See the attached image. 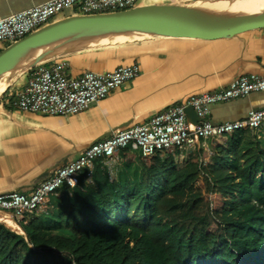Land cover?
Masks as SVG:
<instances>
[{"label":"trees","instance_id":"16d2710c","mask_svg":"<svg viewBox=\"0 0 264 264\" xmlns=\"http://www.w3.org/2000/svg\"><path fill=\"white\" fill-rule=\"evenodd\" d=\"M209 150L183 153L182 166L177 151L123 150L142 166L131 185L97 161L63 189L58 231L0 222V264H264V142L245 129Z\"/></svg>","mask_w":264,"mask_h":264},{"label":"crops","instance_id":"0c3cea01","mask_svg":"<svg viewBox=\"0 0 264 264\" xmlns=\"http://www.w3.org/2000/svg\"><path fill=\"white\" fill-rule=\"evenodd\" d=\"M48 1L50 0H0V20ZM198 1L139 0L136 8L155 14H180L192 11L193 5ZM209 1L210 5L215 0ZM122 35L126 37L121 38ZM109 38H115L117 42L102 44L103 40ZM222 41L229 42H226L227 47L220 60L224 59V67H232V75L223 79L218 77L217 81L197 95L227 88L245 75L264 76V29L223 38ZM205 42L122 33L61 44L26 56L11 65L0 76V194L14 191L31 193L40 182L77 160L101 137L147 124L172 106V103L183 105L188 99H183L185 92H176L175 87L169 84L171 68L173 64L177 68L178 63L174 61V56L167 58L168 54L171 52L173 55L175 51L191 48L202 50ZM81 43L83 44L80 45ZM6 46H1V49ZM61 61L68 64L66 75L69 79L80 77L86 72L107 73L122 66L133 65L140 68V76L78 115L42 116L15 108L18 94L27 86L32 73L40 67L50 68ZM219 61L209 65L211 71L218 72ZM262 109L264 92H258L246 98L212 105L210 119L214 123L235 122L244 120L251 111ZM254 132L264 142V130ZM182 154L176 158L181 166L185 160ZM138 162L125 165L119 154L111 180L128 185L138 182L142 176V166ZM59 193L51 199L53 209L49 216L29 213L24 218V226L39 220L44 229L58 231L59 227L53 218L59 213L63 197V192ZM0 216L4 217L0 219L1 223L20 232L22 222L18 221L17 227L16 221L9 219L7 215ZM51 216L52 220L48 218ZM53 224H56V229L51 228Z\"/></svg>","mask_w":264,"mask_h":264},{"label":"built area","instance_id":"2783aa9c","mask_svg":"<svg viewBox=\"0 0 264 264\" xmlns=\"http://www.w3.org/2000/svg\"><path fill=\"white\" fill-rule=\"evenodd\" d=\"M139 0H50L0 20L1 46L15 43L49 25L58 16H88L134 9ZM67 62L61 61L50 68L40 67L32 73L27 86L18 94L14 107L30 114L42 116H72L84 112L89 106L105 100L112 92L140 76L138 66H122L112 72H86L69 79ZM264 92V76L249 74L232 82L227 88L212 93L189 97L183 105H172L149 123L124 129L92 144L77 160L59 169L40 182L31 193L14 191L0 194V214H5L25 225L29 213L49 216L53 209L51 199L65 187L74 189L84 171L92 172L101 161L110 179L114 174L121 151L129 150L150 158L167 153H193L199 149L208 152V142L222 135L241 130H264V109L251 111L244 120L214 123L210 107L215 104L246 98ZM192 108L198 122L190 128L185 114ZM6 223V222H5ZM24 223V224H23ZM7 224V223H6Z\"/></svg>","mask_w":264,"mask_h":264},{"label":"water","instance_id":"95a60500","mask_svg":"<svg viewBox=\"0 0 264 264\" xmlns=\"http://www.w3.org/2000/svg\"><path fill=\"white\" fill-rule=\"evenodd\" d=\"M258 0H215L210 4L211 18L196 20L181 14H148L143 9L88 16H71L49 24L0 52V76L18 60L68 42L90 37L134 33L147 37L215 41L249 31L264 29V8ZM191 129L198 122L192 108H186ZM110 137L107 134L93 144Z\"/></svg>","mask_w":264,"mask_h":264},{"label":"rangeland","instance_id":"374dc122","mask_svg":"<svg viewBox=\"0 0 264 264\" xmlns=\"http://www.w3.org/2000/svg\"><path fill=\"white\" fill-rule=\"evenodd\" d=\"M199 8H193L192 11H184L183 14H187L193 17H196L200 20H209L211 18V12H210V1L209 0H199ZM212 2V1H211ZM256 9L264 8V0H258L254 4ZM194 12V13H193ZM172 14H178V13H172ZM195 15V16H194ZM65 18L69 16H64ZM203 18V19H202ZM63 19V16H58L56 18H53L49 24H52L56 21H59ZM48 25V24H47ZM44 25L41 28L47 26ZM238 36V35H237ZM126 37V35H122L121 38ZM98 38V37H97ZM180 40V39H179ZM223 39L217 40V41H206L205 45L202 47V50H198L195 48L187 49V50H179L175 51L173 55L171 52L168 54L169 58L170 56H174V61L178 63V67L171 68L172 70L169 73V84L171 86L175 87V91L179 92H185V96L183 99H187L193 95H197L200 93V91L204 88H207L210 84L217 81L218 77L219 79H223L224 77H227L229 75H232V67H224V64L222 63L224 59L221 58L222 55H224V48L227 47V43L229 41H222ZM117 41L115 38H109L103 40L102 44L110 45L115 44ZM12 43H10L8 46H10ZM8 46L2 48L0 52H2L4 49H6ZM166 55V54H165ZM220 60V61H219ZM218 72L215 73L212 70V68L209 66L212 64V62H218ZM204 66V68H202ZM182 101H180L181 103ZM177 103H172V105H176ZM139 164L140 161L138 162ZM132 179V177H131ZM4 218L3 216H0V219ZM50 220H52V216L48 217ZM52 224V222H51ZM51 228L56 229V225L53 224Z\"/></svg>","mask_w":264,"mask_h":264},{"label":"bare ground","instance_id":"6f19581e","mask_svg":"<svg viewBox=\"0 0 264 264\" xmlns=\"http://www.w3.org/2000/svg\"><path fill=\"white\" fill-rule=\"evenodd\" d=\"M199 5H201V3H199V2H196L194 5H193V8H199ZM192 8V9H193ZM146 13H150V14H155V13H153V12H151V11H145ZM194 13V12H193ZM181 15H183V16H186V17H190V18H194V19H196V20H200V19H198V18H196V17H193V16H190V15H187V14H183V13H180ZM195 16V15H194ZM203 19V18H202ZM111 36H114V35H111ZM108 37V36H107ZM79 42V41H78ZM93 42V41H92ZM77 44V43H76ZM83 43H81L80 45H82ZM68 45V44H67ZM78 45V44H77ZM65 46V45H64ZM71 48V47H70ZM80 51V50H79ZM2 83V82H1ZM1 86V85H0Z\"/></svg>","mask_w":264,"mask_h":264}]
</instances>
